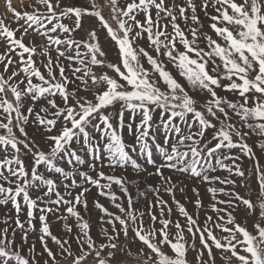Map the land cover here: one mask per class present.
<instances>
[{
  "label": "snow or ice",
  "instance_id": "obj_1",
  "mask_svg": "<svg viewBox=\"0 0 264 264\" xmlns=\"http://www.w3.org/2000/svg\"><path fill=\"white\" fill-rule=\"evenodd\" d=\"M5 2L13 19L0 17V207L7 210L0 264H125V256L189 264L190 249L198 264H206L205 251L215 264L213 248L231 254L228 264H264V155L248 142L255 135L264 154V0H105L110 19L97 0H30L22 10ZM86 17L98 20L103 38L85 27ZM243 158L253 162L255 198L231 178L245 180ZM129 167L160 178L145 212L114 174ZM165 171L209 185L215 218L198 223L176 199L184 188ZM92 187L117 209L94 201L96 235L81 213ZM191 191L202 208L199 189ZM161 193L183 224L169 218ZM240 205L257 217L251 231L233 215ZM51 216L63 234L53 233ZM135 244L142 247L133 254Z\"/></svg>",
  "mask_w": 264,
  "mask_h": 264
},
{
  "label": "rangeland",
  "instance_id": "obj_2",
  "mask_svg": "<svg viewBox=\"0 0 264 264\" xmlns=\"http://www.w3.org/2000/svg\"><path fill=\"white\" fill-rule=\"evenodd\" d=\"M72 2L77 3V4H82L86 5L85 0H72ZM242 2V0H240ZM30 3V0H12V5L15 7L17 10H22L26 9L27 5ZM97 3L101 6L103 14L105 15L106 19H110L109 16V7L105 4V0H97ZM121 3H123V0H121ZM30 10V9H29ZM7 17L6 23L12 21V13L10 10L7 9L6 7V2L5 0H0V17ZM203 19V16H202ZM23 21H21L22 23ZM85 27L86 28H96L98 30L99 35L103 38L104 36V31L99 25V22L96 18L94 17H86L85 18ZM205 24V29L208 30L207 24L208 21L204 20ZM11 27L15 28L17 25L15 23H11ZM210 31V30H208ZM19 35V33H18ZM83 35V33H81ZM143 43V42H142ZM105 47L108 49L109 52V58L110 59H115L116 53L115 51L111 48V45L107 44L105 42ZM3 51V46L0 45V52ZM147 66V65H145ZM171 68L172 66L169 65ZM0 70H2V66H0ZM224 94V93H221ZM229 98H232L231 94H227ZM90 97V94H89ZM119 104L115 105V109H119ZM29 132V135L32 136L38 143L42 142V137L39 135L38 132L35 131L33 128L27 129ZM125 139L127 142L131 143L132 140L130 137L127 136V133H125ZM249 144H251L254 148V151H256L257 156L260 157L264 154H261L259 151L258 144L260 141L257 140L255 135H251L248 140ZM142 162V158H141ZM261 163L264 164V159H261ZM241 166L246 172V178L245 180L241 181L239 177L232 176V179L236 180V188L235 190L238 191L241 195H244L247 197L248 193H251L253 195V198H255L256 190H257V185L255 181L254 176H250V174L254 171L253 168V162L250 159L243 158L241 161ZM147 167L148 171H154L151 165H145ZM103 171L106 172V174H113V170L109 169L107 167L103 168ZM115 175L117 176H123L126 178L129 187L128 191L131 193L132 198H133V207L141 212H145L147 210V205L149 202L154 201V188L156 186H159L160 183V178L159 177H149L147 176L146 173H137L134 171L131 167L126 168V169H115L114 172ZM216 175H220L222 177H226L228 174L226 172H221L218 171L215 173ZM95 175V173H93ZM165 175H172L173 177V182L176 183L179 187L184 188V193H180L178 190L176 192V199L179 200L184 206L187 208L188 212L192 214L197 220L198 223L203 225L205 222V216L206 215H212L215 218V213L211 211V205L213 203L212 201V196L211 194L207 191L209 185L207 184H202L199 183L198 181L192 180L186 176L179 175V174H174L165 171ZM244 186H241V185ZM212 187H220L221 185H211ZM198 188L200 192L199 199H201L203 203V207L200 209H197L194 205V200L197 198L195 194L191 191L192 188ZM226 188L229 186H225ZM112 191L116 193L118 197L121 199L117 201V203L123 202L124 206L127 207V197L125 193H123L119 186L116 184L112 185ZM163 195V198L168 201V206L171 207L172 212L171 216L169 217L172 220L179 219L180 222L183 224L184 223V217L179 213V209L177 205L172 201L171 197L167 194L161 193ZM88 198V208L87 209H81L82 215H84L85 219H88L92 225V233L93 235H96V233L99 231V225L97 223L98 217L101 215L99 209L95 207L94 201L99 200L101 204H103L105 207L109 208L110 211L117 212V209H115L112 206V202L110 199L100 196L97 192V189L95 187L91 188V191L86 194ZM219 199H226L223 195H220L218 197ZM11 206L9 205V208ZM231 210V209H230ZM7 210L3 207H0V221L5 219V212ZM233 215L236 217L237 222H240L242 224H246L249 228V230H252V225L254 222H256V215H250L246 208L243 205H240L234 212ZM145 223H148V216L145 215L144 217ZM50 223L52 225V231L56 235H61L63 234V228L62 224L55 216L50 217ZM6 225L0 224V227H5ZM38 226V225H37ZM159 226V225H157ZM217 234L219 235V231L217 230ZM187 235V234H186ZM19 238V235L18 237ZM30 240L36 241L37 243V251L40 252L42 251V248L40 247L39 241L37 240V237L35 234L30 235ZM196 246L197 248L200 247L199 244V239L197 237L196 240ZM49 247L53 248V250H56V246L54 243L49 241ZM133 249V254H135V250L138 247H142V245L135 244L131 246ZM165 251H167L169 254H171V250L165 246ZM238 251L243 254L242 249L238 248ZM212 255L215 258V264H228V261L224 259L225 256H230V253L222 252L219 249L213 248L212 250ZM197 253L194 250H189L187 254V259L189 260V264H198V261L196 259ZM46 258V257H45ZM89 262L92 261V257L88 258ZM204 260L206 264H211V260L208 256V253L205 251L204 253ZM125 264H140L138 259H134L132 257H124ZM60 264H70L69 260H62L60 261ZM231 264H238V262L233 259L231 261Z\"/></svg>",
  "mask_w": 264,
  "mask_h": 264
}]
</instances>
